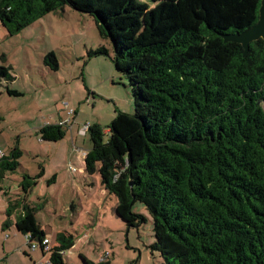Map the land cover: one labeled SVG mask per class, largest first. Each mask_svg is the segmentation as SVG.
<instances>
[{
	"label": "trees",
	"instance_id": "16d2710c",
	"mask_svg": "<svg viewBox=\"0 0 264 264\" xmlns=\"http://www.w3.org/2000/svg\"><path fill=\"white\" fill-rule=\"evenodd\" d=\"M66 5L94 17L133 91V114L119 111L108 132L97 123L86 129L85 171L98 173L117 197V217L128 226L152 221L150 248L163 264H264V40L245 53L224 38L258 21L261 0H0V22L16 34ZM109 54L105 45L88 52ZM44 63L60 68L54 52ZM2 80H15L11 66L0 65ZM64 107L68 121L41 126L42 140L66 136L76 111ZM22 156L19 140L0 156V183ZM44 174L43 166L37 175L23 173L22 194L8 200L2 228L14 223L32 250L36 242L50 253L45 264H64L74 242L62 232L46 251L38 208L27 202ZM136 203L149 216L134 211Z\"/></svg>",
	"mask_w": 264,
	"mask_h": 264
},
{
	"label": "rangeland",
	"instance_id": "374dc122",
	"mask_svg": "<svg viewBox=\"0 0 264 264\" xmlns=\"http://www.w3.org/2000/svg\"><path fill=\"white\" fill-rule=\"evenodd\" d=\"M103 45L109 55L88 56ZM49 52L57 57L58 71L44 63ZM112 57L113 46L101 37L94 17L69 5L12 35L0 22V65L11 66L15 76L14 81H0V150L9 152L18 140L23 150L21 166L13 178L1 183L9 192V197L0 192L3 262L45 264L49 260L50 253L28 246L14 223L2 228L7 198L14 201L22 194V189H16L17 178L24 172L37 175L43 166L44 178L28 193L27 202L38 208L37 219L52 246L62 232L74 242L64 254V264H85L81 254L96 262L109 259L111 264H163L160 253L150 248L155 240L152 221L128 226L117 217V197L104 188L101 176L85 171L84 154L92 141L88 130L82 131L84 126L97 123L107 130L119 111L133 114L136 109L129 79L116 69ZM7 87L22 95L9 94ZM67 103L76 112L66 126V136L59 141L42 140L41 126L69 117ZM54 176L56 182L49 185L48 179ZM133 210L149 216L141 203Z\"/></svg>",
	"mask_w": 264,
	"mask_h": 264
},
{
	"label": "water",
	"instance_id": "95a60500",
	"mask_svg": "<svg viewBox=\"0 0 264 264\" xmlns=\"http://www.w3.org/2000/svg\"><path fill=\"white\" fill-rule=\"evenodd\" d=\"M225 40L234 41L242 44L244 52L247 53L250 47V43L258 40H264V0H261V6L259 9L258 21L243 32H237L233 34L224 35ZM131 185L133 182L130 183Z\"/></svg>",
	"mask_w": 264,
	"mask_h": 264
},
{
	"label": "crops",
	"instance_id": "0c3cea01",
	"mask_svg": "<svg viewBox=\"0 0 264 264\" xmlns=\"http://www.w3.org/2000/svg\"><path fill=\"white\" fill-rule=\"evenodd\" d=\"M3 25V24H2ZM6 29V28H5ZM10 88V87H9ZM7 89H8V87H7ZM68 119H69V117H67L66 119L64 118H62L61 116L59 117V119H58V121H56L55 123H61V122H67L68 121ZM106 132H108V129L106 130ZM0 152H2V153H4V154H6V153H8L7 151L6 152H3V151H1L0 150ZM14 174L13 173H11V174H7L6 175V178L7 179H9V178H13L12 176H13ZM23 177V176H22ZM22 177H18L17 178V181H18V184H17V188L16 189H21V180H22ZM5 178V179H6ZM42 178H44V175L41 177V179ZM2 183V182H1ZM0 183V185L2 186V184ZM3 187V186H2ZM33 189V188H32ZM31 189V190H32ZM4 191V194L7 196V197H9V192L8 191H6L5 189H4V187H3V190H1L0 192H3ZM8 200H9V198H7ZM7 204H8V201H7ZM6 209H7V207H6ZM5 214H6V210H5ZM6 216H7V214H6ZM9 237V235H5V238H8ZM26 238H27V236H25ZM49 242V241H48ZM50 243V242H49ZM52 246V245H51ZM3 260H0L1 261V263L0 264H8L7 262H3V261H5V257H3L2 258Z\"/></svg>",
	"mask_w": 264,
	"mask_h": 264
},
{
	"label": "built area",
	"instance_id": "2783aa9c",
	"mask_svg": "<svg viewBox=\"0 0 264 264\" xmlns=\"http://www.w3.org/2000/svg\"><path fill=\"white\" fill-rule=\"evenodd\" d=\"M72 112H73V110L71 109L69 113H72ZM87 128H88V125H85V126H84V129H83L82 131L84 132ZM1 155H3L2 152H0V156H1ZM72 169L75 170L74 167H73ZM32 248H33V249L38 248V245H37L36 242H34V243L32 244ZM44 248H45L46 251H49V250L52 248V246H51V244H50L49 242H46Z\"/></svg>",
	"mask_w": 264,
	"mask_h": 264
}]
</instances>
